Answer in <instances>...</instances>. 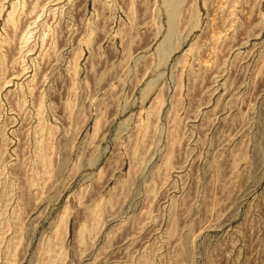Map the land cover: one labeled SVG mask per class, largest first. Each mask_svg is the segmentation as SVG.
<instances>
[{"label": "rangeland", "instance_id": "obj_1", "mask_svg": "<svg viewBox=\"0 0 264 264\" xmlns=\"http://www.w3.org/2000/svg\"><path fill=\"white\" fill-rule=\"evenodd\" d=\"M180 24L0 0V264H264V0Z\"/></svg>", "mask_w": 264, "mask_h": 264}, {"label": "bare ground", "instance_id": "obj_2", "mask_svg": "<svg viewBox=\"0 0 264 264\" xmlns=\"http://www.w3.org/2000/svg\"><path fill=\"white\" fill-rule=\"evenodd\" d=\"M164 2L168 13V31L158 49L161 57L167 59L179 48L182 43L180 16L183 14V4L186 0H164ZM12 15L13 12H10V16ZM30 31L31 30H28L24 34L23 39L25 42L29 40Z\"/></svg>", "mask_w": 264, "mask_h": 264}]
</instances>
